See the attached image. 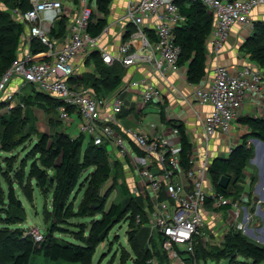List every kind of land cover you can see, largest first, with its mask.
Listing matches in <instances>:
<instances>
[{
	"label": "built area",
	"instance_id": "obj_1",
	"mask_svg": "<svg viewBox=\"0 0 264 264\" xmlns=\"http://www.w3.org/2000/svg\"><path fill=\"white\" fill-rule=\"evenodd\" d=\"M178 1L129 0L125 19L134 27V33L111 54L102 48L101 35L92 37L87 33L92 17H100L93 0L69 1L68 11L64 0H27V10L10 11V18L23 25L24 32L17 58L0 76V103L13 108L20 90L29 84L63 105L58 108L60 120L70 121L75 113L79 134L91 139L94 146L104 145L109 155L113 152L117 156V160L111 158L112 162L120 163L126 171L130 194L144 201V211L136 215L135 223L149 229L148 241L152 238L157 241L169 264H188V260L190 264H197L195 246L205 236L204 229L209 228L207 216L217 223L221 221L218 212H226L228 222L225 223L232 224L235 233L244 232L251 222V214L232 196L218 192L212 182L208 172L214 159L210 143L230 133L247 97L261 95L264 72L246 64L232 74L218 64L213 70L212 82L194 91V100L209 106L210 111L202 123V152L187 138L191 145L187 170L181 165L177 127L170 126L166 133L164 125L151 124L150 135L137 129H116V118L124 108L123 92L142 89L144 104L161 101V93L152 83L129 81L107 101L98 99L89 89L75 88L69 81L76 74L77 64L85 63L94 52L108 67L118 64L124 69L146 63L163 79L178 74L181 49L175 43L174 30L186 20ZM186 1L200 4L212 17L213 26L205 48L214 59L222 52L232 28L253 29V11L264 6V0ZM61 18L67 19L66 35L52 39L51 29ZM34 41L45 46L46 51L34 52ZM15 81L17 90L11 88ZM66 107L72 108L73 113L69 114ZM142 220L145 222L141 223ZM148 245L151 249V244ZM147 264L158 262L152 257Z\"/></svg>",
	"mask_w": 264,
	"mask_h": 264
},
{
	"label": "trees",
	"instance_id": "obj_2",
	"mask_svg": "<svg viewBox=\"0 0 264 264\" xmlns=\"http://www.w3.org/2000/svg\"><path fill=\"white\" fill-rule=\"evenodd\" d=\"M68 1L76 3V0ZM93 1L100 17H92L87 33L92 37H98L106 27L105 18L111 0ZM0 2L8 3L9 6L20 8L22 11L28 9L27 0H0ZM178 6L186 19L174 30L175 43L181 49L179 66L187 65L186 81L197 86L206 76L205 40L212 29L213 20L205 8L198 3L179 0ZM67 26V19L61 18L52 27L50 38L65 37ZM23 32V25L12 21L9 15L0 12V76L17 58L19 40ZM149 35L154 40L152 33L149 32ZM32 48L34 52L46 51V47L36 41L32 43ZM241 50L249 56L253 64L259 68H264L263 23H254L252 35L243 43ZM85 62L92 66V72L81 77H73L69 80L72 84L80 82L82 87L92 89L96 95L112 93L122 84L124 69L120 65L106 66L96 52L91 53ZM31 92V94L19 99V102L21 100L23 103V108L32 104H39L59 119L58 108L63 106L60 102L37 92L34 87ZM3 107L4 104L0 103V109ZM66 111L72 114L74 110L66 107ZM14 113L7 117L0 114V152L4 154L13 153L15 146L20 144L18 140L13 138V130L18 122ZM160 119L163 122L165 120L162 112ZM240 122L248 127L249 135L243 138L240 145L231 149L226 158L213 159L208 171L218 192L226 196H234V199H236L235 193L243 190L241 186L246 178L244 172L252 158V149L248 146L246 139L251 137L264 142V119L246 117ZM167 124L175 126L179 130L181 165L187 170L191 145L187 140L185 131L182 125H174L170 121ZM85 139L87 138L83 134H78V137L74 138L65 132H58L51 136L41 134L33 144V158L26 157L19 165L20 167L15 170L10 168L5 173L6 176L0 164V207L6 210L5 224L7 226L24 221V208L20 196L30 202L33 199L35 188L40 194H52L51 210L53 215L52 227L38 244L33 241V238L25 237L20 229L5 227L0 232L2 237L0 250L3 248L10 253L12 264H29L37 246L39 252L49 261L64 260L70 263L90 264L96 247L109 231L115 225L127 222L128 227L132 228L127 233L128 246L134 254L131 264H147L152 257L157 260L158 264H169L157 241L153 238L148 241L147 229L135 223L136 215H142L144 211V201L136 199L130 194L124 182L123 168L118 162L111 164L105 146H94L91 139H88L81 158V149ZM0 158L8 159L7 157ZM28 161H32V163L25 173V166ZM11 173H13V179L9 177ZM20 173L22 175H19ZM5 177L8 178L5 179ZM221 177L230 179L225 190L218 186ZM249 180L251 186L255 178L251 176ZM109 181H111V185L106 194L102 195L101 191ZM116 187L119 188L122 200L116 204L111 203L105 209L106 202ZM81 193L82 200L75 208V199ZM86 218L92 219V223L87 225L89 231L86 236L83 234L76 237L75 243H60L57 238L53 237L56 232H67L65 229L60 230V225L70 224L69 221L73 219ZM144 222L145 220L141 221V223ZM71 233L74 234L75 232ZM75 234L77 235V233ZM148 244H151V249H149ZM222 246L223 248L213 255L204 253V250H201L202 254H200L196 245L194 254L196 263L205 262L208 259L215 261L226 259L228 264L242 263L238 262L237 258L264 261V247L248 241L239 232H231ZM188 264H190L189 260Z\"/></svg>",
	"mask_w": 264,
	"mask_h": 264
},
{
	"label": "crops",
	"instance_id": "obj_3",
	"mask_svg": "<svg viewBox=\"0 0 264 264\" xmlns=\"http://www.w3.org/2000/svg\"><path fill=\"white\" fill-rule=\"evenodd\" d=\"M64 1L66 10H70V5L67 4L69 1ZM128 1L129 0H111L109 4L108 13L105 18L106 27L100 36V44L102 48L108 53H116L118 47L129 39L130 34L134 33V27L125 19ZM134 1L137 2L139 0ZM252 20L254 21V23L261 22L264 24V6L258 7L253 11ZM128 32L129 35L127 36ZM252 32L253 29L250 28H243L238 26L233 27L230 32L229 38L217 59L210 57L207 51L208 49L205 48L207 56L206 76L201 84L197 86L191 85L186 81V64L180 67V71L178 74H171L163 79L153 73L151 67L148 66V64L140 63L128 68H124L122 84L112 93H109L107 95H96V93L92 89H86L91 90L98 99L109 101L120 91H122V89L125 88V85L129 81L145 80L146 82L152 83L154 87H156L161 93V101L159 103L144 104L141 95L142 89L128 90L123 92L122 99L124 101V108L121 114L116 118V129H137L149 134V127L154 123H149L143 126V115L147 116L148 114L144 113L145 109L148 106H153V110H155V113L153 112L150 114H156L159 119L160 113L162 112L164 114L165 120L163 122L160 119V125H164V131L166 133L170 131V126H172L168 125L167 122L170 121L174 125H182L185 131V135L187 136L191 144L197 147L199 152H202V146L200 144V138L202 136V123L205 116L210 111V107L201 105L197 101H195L193 98L194 91L199 87H207L212 82L213 70L218 64L227 67L232 74H236L246 64L257 67L250 61L249 56L241 50V46L248 39V37L252 35ZM75 69L76 74L74 77H81L92 72V66L87 65L86 62H79ZM260 69L262 72H264V68ZM79 83L80 82L73 83L71 85H73L77 89H83L84 87H82V85ZM11 88L13 90H17L16 81L12 84ZM24 88L20 90L18 95L19 98L17 96L16 100H19L21 97H23L21 93ZM31 93L32 92L28 93L27 95ZM73 117L74 114L71 115V118ZM246 117L264 119V80L261 95L247 97L243 102L239 112V118L233 123L230 133L223 137H216L211 141L210 150L211 156L214 159L226 158L229 155L231 149L235 147L234 144L237 143L238 137L242 136L244 138L249 135L250 131L248 127L240 122L241 119H244ZM76 120H70L72 122L71 126L76 122L78 124L79 120ZM243 138L241 140H243ZM247 143L251 149L252 146H254L255 148L259 147L260 149H264V146L262 147L260 144L255 143L254 140H251ZM110 151L111 148L109 150V153ZM225 154L227 155L226 157L223 156ZM112 157L113 160H117V156L113 152L110 153L109 160L111 164H113L111 159ZM252 157L254 158L253 164L256 167V170L259 168V175L256 177L252 171V174L244 172L246 178L244 182H242L241 187L244 191H248L250 190V188L252 191H254V195L251 198L253 203L254 198H256V202L258 199H260L261 203H264V151L262 155H259L257 150L256 155L252 153ZM120 166L122 167L121 164ZM123 171L124 175H126V171L124 170V168ZM245 171H247V169H245ZM249 175H252V177L255 178L251 186L247 184V179H249L250 177ZM124 182L127 185V180L125 177ZM256 183L257 185L253 189ZM258 212L260 216H262V211L260 210V208ZM262 217L264 221V213ZM206 220L207 226L211 228V230H213L216 226V221L214 220V218L207 216ZM147 230L149 231V229Z\"/></svg>",
	"mask_w": 264,
	"mask_h": 264
},
{
	"label": "rangeland",
	"instance_id": "obj_4",
	"mask_svg": "<svg viewBox=\"0 0 264 264\" xmlns=\"http://www.w3.org/2000/svg\"><path fill=\"white\" fill-rule=\"evenodd\" d=\"M13 8L8 5V3L0 2V12L9 15L10 11ZM12 21L13 19L10 18ZM244 52V51H243ZM245 53V52H244ZM18 88V85H17ZM31 85H26V87L22 90V96L27 95L32 91ZM16 100V105L13 108H9L7 104L4 105L2 109H0V114L5 115L6 117L11 115L13 112L14 115L18 118L17 125L13 130V138L18 140L19 146H15L14 152L10 154H4L0 152V157H7L8 159L5 160L0 158V164L2 165V169L4 174L7 173L10 168L13 170L20 167L21 162L25 160V158H33L32 156V148L35 141L39 138L41 134H47L51 136L52 134L58 132H65L70 137H78L79 131L77 126V122L71 126V121H63L56 118V115L52 114L45 110V108L39 104H32L31 106L23 108V103L18 102ZM36 103V102H35ZM153 106H148L144 113H147V116L143 115V126L149 123H154L157 126H160V119L153 110ZM19 109V110H16ZM72 120L78 121L77 115L74 113V117L71 118ZM87 138V137H86ZM242 136H239L237 139V143L234 145L237 146L238 144L242 143ZM254 140L251 137L246 139V142ZM88 142V138L85 139V144ZM81 149V158L85 151V145ZM237 144V145H236ZM258 150V154L262 155L264 149L263 148H255L252 146V153L256 155V151ZM14 155V157H11ZM226 157L227 155H223ZM10 157V158H9ZM255 157V156H254ZM257 158V157H256ZM113 159V158H112ZM253 157L251 158L248 166L246 167L248 173L251 171L257 177L259 175V168L256 170V167L253 164ZM32 161H28L25 166V173H27L29 169V165ZM252 174V173H251ZM7 174H5L6 176ZM19 175H22L20 173ZM18 175V177H19ZM250 177L252 175H249ZM13 179V173L10 176ZM8 177H5L7 179ZM111 185V181L107 183L106 186L101 191L102 195H105L108 191V187ZM257 183L254 185L253 189L256 187ZM83 193V192H82ZM82 193L77 195L74 207H78L81 202ZM239 194V195H238ZM254 195V191H238L235 193V200L239 202L240 207L246 209L248 213L251 214V222L247 226L244 232H239L245 239L255 243L258 246L264 247V221H263V213H264V203H261V200L258 199L257 202L254 204L252 201V196ZM234 198V196H233ZM22 206L24 208V221L21 223H17L15 225L7 226L5 224L6 219V210H3L0 207V232L8 227L9 229H20L23 231L24 236H28L33 238L35 243H39L38 239L42 236H46L52 227L53 223V215H52V194L43 195L40 194L39 191L35 188L33 192V199L31 201H27L20 196ZM122 200L120 195L119 188L116 187L114 193L109 197L106 202L105 209H107L111 203H118ZM262 211V216H260L258 210ZM252 209V211H251ZM218 212V211H216ZM218 216L220 217L221 221L216 223V226L213 230H209V228H205V236L200 239L197 243V250L200 254H202L201 250H204V253L215 254L218 250L223 248V243L228 238L231 232L234 231L232 224L225 223L228 222V214L224 211H219ZM70 224L60 225L59 229L67 230L66 233L56 232L53 237L57 238V241L60 243H75L76 237H80L83 234L86 236L89 228L87 225L92 223V219H73L69 221ZM143 228L148 229L146 226ZM132 228L129 226L127 222H123L121 224L115 225L106 237L102 240V242L96 247L90 264H131L133 259V252L128 246L127 242V233L131 231ZM148 231V230H147ZM77 233V235L74 233ZM235 232V231H234ZM149 233V231L147 232ZM149 237V234H148ZM227 237V238H226ZM42 238V239H43ZM2 237L0 236V241ZM1 249V246H0ZM36 252L33 255L31 262L29 264H78V263H70L66 261H59V262H52L43 257V255L39 252L38 246L36 248ZM238 262L242 263H234V264H264V261H253L251 259H243L237 258ZM0 264H12V257L10 253L3 249L0 250ZM198 264H228V260L221 259L220 261H215L208 259L205 262L199 261Z\"/></svg>",
	"mask_w": 264,
	"mask_h": 264
},
{
	"label": "water",
	"instance_id": "obj_5",
	"mask_svg": "<svg viewBox=\"0 0 264 264\" xmlns=\"http://www.w3.org/2000/svg\"><path fill=\"white\" fill-rule=\"evenodd\" d=\"M254 142L260 144L262 147L264 146V143L257 140V139H254ZM229 183H230V179L228 177H221L220 180L218 181V186L221 189L225 190V189H227ZM255 202H256V198H254V203ZM251 211H252V209H251Z\"/></svg>",
	"mask_w": 264,
	"mask_h": 264
},
{
	"label": "bare ground",
	"instance_id": "obj_6",
	"mask_svg": "<svg viewBox=\"0 0 264 264\" xmlns=\"http://www.w3.org/2000/svg\"><path fill=\"white\" fill-rule=\"evenodd\" d=\"M180 61V60H179Z\"/></svg>",
	"mask_w": 264,
	"mask_h": 264
}]
</instances>
